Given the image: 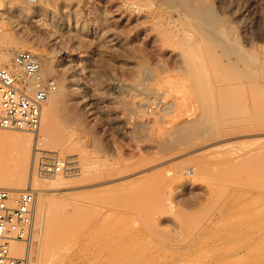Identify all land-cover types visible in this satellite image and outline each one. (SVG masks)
I'll return each instance as SVG.
<instances>
[{"label": "rangeland", "instance_id": "1", "mask_svg": "<svg viewBox=\"0 0 264 264\" xmlns=\"http://www.w3.org/2000/svg\"><path fill=\"white\" fill-rule=\"evenodd\" d=\"M201 1L211 10V18L214 16L212 18L214 24L211 23L209 29L208 25L202 26L194 22L191 13L187 10L191 0H48L37 6L21 5L15 2H8L9 6L5 5L0 20V41L6 39L4 43H8V46L0 42V50L7 47L10 48L11 54L15 52L10 42V37H13L17 46L21 47L26 44L47 53L51 60L50 70L46 68L44 59L33 54L41 61L43 76L52 77L56 82V88H63L64 97L60 96L59 101L55 99V103L51 102L54 101L52 99L54 97L49 96L48 100H52L49 103L45 102L43 108L46 109L50 103H55L60 109L73 107V110H77L81 122L79 124L81 127L75 128L82 136V141L77 142V145L74 143L75 149L72 143L66 141L69 132H71L70 127L64 128L63 126L62 129L61 126L60 142L58 145L56 144L57 147L54 146L55 148H52L53 145L47 142V131L45 132L42 126L40 128V134L44 136L40 147L46 150L55 149L58 156L67 162L69 168L75 163L79 172L71 176H68L67 173L55 174L54 177L67 176L66 186L56 190L46 189L38 194L43 202L37 203L36 201L34 231L30 240L32 246L30 264H204L209 255L214 258H208L210 261H207L209 263L206 264H242L245 261L236 262L237 258L239 259L242 255H245L247 260H251V256L254 259L257 254L261 256L260 253L264 251L262 250L264 249L262 245L264 243V212L260 213L264 209L262 207L264 206V173L262 174L264 172V168H262L264 167L262 164L264 162V159L262 160L264 152V87H262V81L264 84V55L261 52L264 50V0ZM188 2L190 4H187ZM141 3H143L142 6ZM170 23H173V26ZM194 31L196 32L194 33ZM205 37L209 39H205ZM184 38H188L189 41L187 40V42ZM9 39L10 41H8ZM191 48L193 49L191 50ZM16 50L21 49L17 47ZM187 53H189L190 59L192 58V63H190L189 57L187 62ZM192 54L196 58L191 57ZM233 61L235 62L233 63ZM184 62L189 64L191 70L194 67L192 71H195L198 62V66L202 68L206 66L205 71H207L209 79L205 80V83L204 79L201 81L202 87L200 85H197V88L193 86L192 80L194 79L190 76L193 72L189 71L187 74L189 68L186 64L184 65ZM0 64L7 63L0 61ZM176 70L179 72L177 73ZM247 71H253L256 76L249 77L250 74H247ZM151 72L155 74L152 75L155 82L157 80L160 84H158V88L162 85L161 91L164 93L161 95L159 92L161 87L159 89L155 87L157 83L152 82L155 84L154 86H151V83L147 85L154 81L150 76ZM172 72L173 74H171ZM166 73L168 75H165ZM158 75L162 80H165L166 77L168 80L166 78L167 81H160ZM140 78L143 80L146 78L145 80H148L145 82L146 87L148 86L149 89H154L158 93L160 105L155 104L156 99L153 102L152 99L149 101L140 98H146V96L141 92L142 90L132 86L135 81L139 82ZM143 80L140 83L143 84ZM184 80L185 84L182 85ZM127 81L133 88L132 91L128 90L130 87L123 88L125 87L123 84H127ZM73 83H80L83 88L77 97L71 93L75 87ZM188 84L190 87L187 86ZM173 86H177V88H173ZM196 91L201 96L205 95V99L212 100L213 108L212 104L209 110L204 109L202 104L200 106L199 101L201 102L204 96L200 97V100ZM56 92L57 90L53 93L56 95ZM139 93L142 95H138ZM194 93L198 96H195ZM222 95L223 98H221ZM138 96L139 98H137ZM161 96L165 97L164 100ZM167 96L168 98H166ZM137 99L145 100L147 106H141L138 109L140 106L137 108L135 104ZM176 100L179 104L183 101L181 104L184 107L181 104V106L177 105ZM170 101H173L177 106L175 107ZM161 105L162 110L160 109ZM238 108L242 110L238 111ZM141 110L144 112L141 113ZM178 110L180 111L178 112ZM210 110L216 115V120ZM149 111L152 116L148 113ZM163 111L167 114L166 118H164L166 114ZM208 111L212 113V116ZM44 113L45 111H43V117ZM144 113L146 114L143 115ZM147 115L149 116L147 117ZM201 115L203 118L208 116L207 121H214V127H208L210 122L202 120ZM171 117L177 120H172L170 123ZM194 118L195 120H193ZM152 120L154 122L151 124ZM174 121L179 123H174ZM204 122L206 125L203 124ZM184 123L185 125L182 127L181 125ZM195 123L201 124L195 125ZM156 124L157 126H155ZM179 130L180 133L184 132L179 135L177 134ZM162 131H169L172 134ZM9 132L10 130L0 128V134ZM19 132L25 133L23 130H19ZM164 133L169 142L165 141L167 137ZM188 133L189 136H187ZM177 137L181 138V141ZM162 138H164L163 143ZM202 139L210 141L211 147L193 151L196 149V142L202 141ZM259 148L263 151L258 150ZM255 152L256 155H250ZM5 153V148H1L0 158ZM248 153L249 156H247ZM257 153L261 156L259 157ZM250 156L253 160L249 158ZM69 157L74 158L75 162H71V164ZM244 157L249 158L248 162L252 163L251 165L249 163L250 166L245 167V163L242 166L241 163L244 160L247 162ZM231 159L234 162L237 161L235 165ZM260 160L263 162L261 163ZM258 162L263 165H259L262 170H257ZM200 163L207 165L203 167L210 172L206 171V175L199 173L201 171L196 168ZM237 163H240L241 166L239 167ZM35 164L33 167L35 173L31 171L34 175L36 174L35 177L41 178L37 175ZM229 164H231V168ZM29 166L28 161V168ZM222 166L223 168H220ZM234 167H239L236 168L238 171ZM225 168L229 170L225 171ZM241 168L242 171L239 170ZM230 169L234 170L232 177L229 173ZM243 169L246 170V173ZM256 171H260L257 176L260 181L257 179L255 180L257 182L254 181ZM95 172H101L100 176L98 173L94 174ZM243 172L248 176L245 177ZM239 174L244 177L242 178ZM237 177L239 182L237 181L236 185L234 181ZM24 182L26 183L23 184L26 185L27 180ZM258 182L260 183L258 184ZM225 187L227 189H224ZM0 188L5 189L6 187ZM10 190L13 189L10 188ZM219 192L222 193V196L219 195ZM246 192L247 195L243 197ZM255 192L256 194H254ZM236 195L238 196L235 197ZM252 195L258 199L249 198ZM248 200L253 202L252 205L250 203L243 207V204H247ZM167 203L169 204L167 205ZM241 203L243 204L241 205ZM260 208H262L261 211ZM255 210H259V212ZM247 213L248 215H246ZM62 215L63 217H61ZM244 215L245 218H243ZM227 220H230L229 223ZM214 222H217L219 228ZM47 224L50 226L48 229ZM241 224L243 225L240 226ZM244 224L246 228L243 227ZM246 225L249 227L255 225V228L248 229ZM221 230L222 232H220ZM254 230L260 231L255 232ZM254 238L255 240H253ZM260 239L263 242H261L263 248L256 246L257 248L254 250L259 248V251L255 252L252 249L251 252H253L249 253L253 242L260 243ZM15 244L16 247L19 245ZM226 248H228V252ZM232 250L233 252H231ZM180 253L181 255H179ZM248 257L250 258L248 259Z\"/></svg>", "mask_w": 264, "mask_h": 264}, {"label": "bare ground", "instance_id": "2", "mask_svg": "<svg viewBox=\"0 0 264 264\" xmlns=\"http://www.w3.org/2000/svg\"><path fill=\"white\" fill-rule=\"evenodd\" d=\"M189 1V0H188ZM8 2H12V1H8ZM7 2V3H8ZM6 3V4H7ZM134 3V2H133ZM139 3V2H138ZM191 3V4H190ZM188 2L187 4H190V5H188L187 6V10H189V12L191 13V16H192V18L194 19V22L196 23V24H200V25H208V29H209V26L211 25V23H212V18L214 17L213 15V17L211 18V10L208 8V7H206L203 3H202V1L201 0H191V2ZM186 4V3H185ZM186 4V5H187ZM38 5V4H37ZM37 5H31V6H37ZM143 5V3H141V6ZM7 6H9L8 4H7ZM136 6V5H135ZM140 6V7H141ZM146 6V5H145ZM148 6V5H147ZM148 7H150V5L148 6ZM8 8V7H7ZM143 9V8H142ZM11 10V9H10ZM149 10V9H148ZM13 11H14V9H13ZM213 14H215V13H213ZM190 16V15H189ZM189 18V17H188ZM1 20V19H0ZM167 22V21H166ZM174 22V21H173ZM176 22V21H175ZM214 22V21H213ZM180 23V22H179ZM171 24V23H170ZM212 24H214V23H212ZM167 25H169L168 23H167ZM189 25H190V23H189ZM166 26V25H165ZM170 26V25H169ZM168 26V27H169ZM171 26H173V23L171 24ZM175 26H177V25H175ZM167 27V28H168ZM191 27V26H190ZM193 27V26H192ZM191 27V28H192ZM198 27V26H197ZM221 27V26H220ZM219 27V28H220ZM227 27V26H226ZM172 28V27H171ZM175 28V27H174ZM173 28V29H174ZM169 29V28H168ZM172 29V30H173ZM195 29V28H194ZM197 29V28H196ZM211 29V28H210ZM176 30V29H175ZM220 30V29H219ZM170 31V30H169ZM177 31H178V29H177ZM185 31V30H184ZM193 31V30H192ZM221 31V30H220ZM224 31V30H223ZM182 32V31H181ZM185 32H187V31H185ZM196 31H194V33H195ZM177 33V32H176ZM205 33V32H204ZM225 33V32H224ZM187 34H189V33H187ZM193 34V33H192ZM191 34V35H192ZM199 34V33H198ZM167 35L169 36V34L167 33ZM185 35V34H184ZM190 35V34H189ZM207 35H208V33H207ZM7 36V35H6ZM205 36H206V33H205ZM2 37H3V35H2ZM10 37V36H9ZM186 37H187V35H186ZM204 37V36H203ZM211 37V36H210ZM190 38V40H192L191 39V37H189ZM208 38V37H207ZM206 37H205V39H207ZM10 39H11V41H10ZM10 39L8 40V41H10L11 43V45H12V48L13 49H15V51H17L16 49H17V47H19L20 49H27V50H29V51H31L32 53H35V54H37L38 55V57H40L41 59H44V63H45V66H46V68L48 69V70H50L51 69V60H50V58H49V55L47 54H45L43 51H40V50H38V49H36V48H34V47H32V46H30V45H23V46H17V42H16V40L15 39H13V37L11 38L10 37ZM184 39H186V41L188 40L189 41V39L188 38H184ZM209 39V38H208ZM212 39H214V38H212ZM234 39V38H233ZM6 40V39H5ZM4 39H2L0 42H1V44H2V42H3V44L4 45H6V46H8L7 44H5L4 43V41H5ZM200 40V39H199ZM185 41V42H186ZM187 41V42H188ZM193 41V40H192ZM192 41H191V43H192ZM231 41V40H230ZM6 42V41H5ZM186 42V43H187ZM195 42V41H194ZM193 42V43H194ZM185 43V44H186ZM253 43V42H252ZM210 44V43H209ZM3 45V46H4ZM19 45H20V43H19ZM213 45V44H212ZM2 46V45H1ZM219 46V45H218ZM9 47H11L10 45H9ZM181 47H182V44H181ZM191 47H193L192 45H191ZM1 48V47H0ZM183 48V47H182ZM198 48H199V46H198ZM224 48V47H223ZM10 49V48H9ZM9 49L7 48V47H3L1 50H0V61H3V62H6L7 64H9L10 63V59L12 58V56H13V53L11 54L10 53V51H9ZM193 48H191V50H192ZM195 49V48H194ZM190 50V51H191ZM237 50H239V49H237ZM254 50V49H253ZM252 51V50H251ZM187 52V51H186ZM186 52H185V54H186ZM192 52V51H191ZM194 52V51H193ZM262 53H263V55H264V50L263 51H261ZM261 53V54H262ZM184 54V53H183ZM188 55H187V62H188V57L190 56L189 55V53H187ZM191 54V53H190ZM198 54V53H197ZM235 54V53H234ZM240 54V53H239ZM232 56V55H231ZM255 56V55H254ZM253 56V57H254ZM191 57H195L193 54L191 55ZM261 57V56H260ZM196 58V57H195ZM231 58V57H230ZM39 59V58H38ZM192 59V58H191ZM190 59V57H189V61H191L190 63H192V60ZM252 59V58H251ZM261 59V58H260ZM235 60V59H234ZM8 61V62H7ZM39 61H40V59H39ZM226 61H227V59H226ZM236 61V60H235ZM235 61H233V63L235 62ZM200 62H201V60H200ZM40 63H41V61H40ZM140 63V62H139ZM183 63V62H182ZM197 63V62H196ZM199 63V62H198ZM198 63H197V66H196V68H195V71H192L193 69H194V67L192 68V70H191V67L189 68V64H187V63H185L184 62V65L186 64V66H188L187 68H189L188 69V71H187V74H188V72L190 71V72H193V74L191 73V75L190 76H192V79H194V80H192L193 82H194V84H193V86L195 87V88H197L196 86L198 85H200V83H201V81L204 79V83H205V80H208L209 79V76H207V71H205L207 68H202V67H200V66H198ZM239 63V62H238ZM247 63V62H246ZM249 63V62H248ZM137 64V63H136ZM202 64V63H201ZM264 64V63H263ZM0 65H6V64H0ZM196 65V64H195ZM249 65V64H248ZM235 66V65H234ZM200 67V68H199ZM180 68V67H179ZM182 68H184V67H182ZM145 69H146V67H145ZM165 69V68H164ZM201 69H203V70H201ZM211 69V68H210ZM232 69V68H231ZM235 69V68H234ZM238 69V68H237ZM156 70V69H155ZM175 70V69H174ZM183 70V69H182ZM249 70V69H248ZM253 70V69H252ZM138 71V70H137ZM165 71V70H164ZM168 71V70H167ZM219 71V70H218ZM255 71V70H254ZM154 72H156V71H154ZM158 72V71H157ZM176 72L178 73L179 72V70H176ZM175 72V73H176ZM213 72V71H212ZM211 72V73H212ZM234 72V71H233ZM242 72V71H241ZM140 73V72H139ZM143 73V72H142ZM150 73V71L148 72V74ZM159 73V72H158ZM161 73H163V72H161ZM160 73V74H161ZM165 73V72H164ZM170 73V72H169ZM214 73V72H213ZM212 73V74H213ZM243 73V72H242ZM241 73V74H242ZM41 74L43 75V70H42V68H41ZM138 74V73H137ZM159 74V75H160ZM171 74H173V72L171 73ZM246 74V73H245ZM247 74H250L249 75V77H255L256 75H255V73L253 72V71H247ZM264 74V73H263ZM139 75V74H138ZM154 76L155 74H152V72H151V75L150 76ZM159 75H158V78H160L159 77ZM165 75H168L167 73L165 74ZM182 75H183V73H182ZM184 75H185V73H184ZM216 75V74H215ZM219 75V74H218ZM143 76H145V75H143ZM148 76V75H147ZM151 77V78H153V80L154 81H151V79H150V81L151 82H149L147 85H149L150 83V85L152 86H154L156 83V85L157 86H155L156 88H158V82H157V80H156V82H155V79H154V77ZM161 76V75H160ZM181 76V75H180ZM212 76V75H211ZM134 77H136V76H134ZM182 77H184V76H182ZM136 78H138V77H136ZM135 78V79H136ZM148 78V80H149V77H147ZM157 78V77H156ZM167 78V77H166ZM166 78H165V80L164 81H167L168 80V78H167V80H166ZM176 78V77H175ZM191 78V77H190ZM218 78V77H217ZM216 78V79H217ZM220 78V77H219ZM224 78V77H223ZM133 79V78H132ZM141 80H143V78H140ZM146 79V78H145ZM143 80L144 81V83L142 84V83H140L141 82V80H139V82H136L135 81V83H133L132 82V80L130 79V81L133 83L132 84V86L133 87H135V88H137L138 90H142L141 92H143V94L146 96V98L145 97H140V98H144V99H152L153 100V102H154V99H156L157 100V102H156V100H155V104H159L160 105V103H159V101L160 100H158V98L159 97H157V92H155L154 91V89H149V87L147 86L146 87V81H148V80ZM188 80H189V78H187ZM137 80V81H138ZM162 80V78H160V81H163ZM174 80V79H173ZM181 80V79H180ZM142 81V82H143ZM158 81H159V79H158ZM128 82V81H127ZM131 82H130V84H131ZM152 82H155V84H153ZM169 82H171L170 80H169ZM175 82H176V80H175ZM174 82V83H175ZM179 82V81H178ZM165 83V82H164ZM163 83V84H164ZM177 83V82H176ZM180 83H182V82H180ZM203 83V84H204ZM206 83H208V81H206ZM230 83V82H229ZM73 84H75V83H73ZM166 84V83H165ZM165 84H164V86H165ZM170 84V83H169ZM169 84H168V86H169ZM172 84H173V82H172ZM183 84H185V80L183 81V83H182V85ZM187 84V83H186ZM233 84V83H232ZM231 84V85H232ZM118 85V84H117ZM125 87H123V86H120V87H123V88H128V87H130V85H129V82L127 83V84H123ZM145 85V86H144ZM160 85V84H159ZM167 85V84H166ZM174 85V84H173ZM177 85V84H176ZM206 85V84H205ZM225 85V84H224ZM235 85V84H234ZM260 85H261V83H260ZM150 86V87H151ZM172 86V85H171ZM186 86V85H185ZM187 86H189V84L187 85ZM201 86V85H200ZM206 86H209V85H206ZM236 86V85H235ZM161 87V88H160ZM159 88H160V95H161V93H164V92H162L161 90H162V85L160 86ZM175 86H173V88H174ZM180 87H183V86H180ZM190 87V86H189ZM192 87V86H191ZM202 87V86H201ZM217 87V86H216ZM221 87V86H220ZM258 87V86H257ZM262 87H264V84H263V81H262ZM73 88V87H72ZM158 88V89H159ZM167 88V87H166ZM175 88H177V86L175 87ZM187 88V87H186ZM193 88V87H192ZM212 88V87H211ZM81 89H83L82 87H81V85H80V83L79 84H75V87L72 89V95H75L76 97L80 94L79 92H80V90ZM121 89V88H120ZM125 89H123L124 91H126ZM133 90V88L132 87H130V88H128V90ZM136 89V90H137ZM158 89H156V91H158ZM181 89H185V88H181ZM201 89V88H200ZM200 89H198V90H200ZM208 89V88H207ZM222 89H223V87H222ZM57 90V92H56V95L52 92L51 93V95L49 94V96L50 97H54V98H52V99H54V101L52 100V99H49L48 100V98H49V96L47 97V99H46V103L48 102H50V100H52L51 102H55V99H57V101H59L61 98H60V96H63L64 97V90H63V88L62 87H60L59 89H55V91ZM137 90V91H138ZM170 90V89H169ZM188 90V89H187ZM217 90V89H216ZM263 90V89H262ZM54 91V92H55ZM136 91V92H137ZM178 91V89L176 90V92ZM186 91V90H185ZM192 91H194V89H192ZM191 91V92H192ZM204 90L202 89V92H203ZM225 91V90H224ZM229 91V90H228ZM233 91V90H232ZM174 92V91H173ZM190 92V93H191ZM121 93V92H120ZM179 93V92H178ZM186 93V92H185ZM195 93H198V95H199V92H195ZM194 93V95L196 96L197 94H195ZM208 93V92H207ZM212 93V92H211ZM210 93V95H212L213 96V94H211ZM220 93V92H219ZM223 93V92H222ZM141 93H139L138 95H140ZM180 94V93H179ZM181 94H183V93H181ZM209 94V93H208ZM53 95H55V96H53ZM127 95H128V93H127ZM130 95V94H129ZM142 95V94H141ZM163 95H165V94H163ZM168 95V94H167ZM176 95V94H175ZM191 95V94H190ZM197 95V96H198ZM209 95V96H210ZM137 96V95H136ZM159 96V95H158ZM182 96V95H181ZM185 96V95H184ZM183 96V97H184ZM192 96V95H191ZM202 96H204V98H202V100H201V98L200 97H202ZM201 96V94L198 96L199 98H200V100H201V102L199 101V103H200V106H201V104H202V106L204 107V109H207V110H209V107H210V105L212 104V108H213V106H214V103L212 102V100H210V99H205V95H202ZM219 96V95H218ZM262 96V95H261ZM56 97V98H55ZM129 97V96H128ZM131 97H135V96H131ZM182 97V98H183ZM217 97V96H216ZM137 98H139V96L137 97ZM161 98H163L162 96H161ZM165 98V97H164ZM164 98H163V100H164ZM166 98H168V96L166 97ZM198 98V99H199ZM206 98H209V97H207L206 96ZM213 98V97H212ZM211 98V99H212ZM221 98H223V95H222V97ZM227 98V97H226ZM59 99V100H58ZM133 99V98H132ZM142 99H140V100H138L137 99V101H135V104L137 105V108L138 109H140L141 108V106L143 107V106H147V102L145 101V100H142ZM172 99V98H171ZM195 99V98H194ZM110 100V99H109ZM130 100V99H129ZM134 100H136V99H134ZM133 100V101H134ZM147 100V101H148ZM149 100V101H150ZM151 100V101H152ZM180 100H181V97H180ZM179 100V101H180ZM191 100V99H190ZM214 100V99H213ZM143 101H145V102H143ZM162 101V100H161ZM177 101V100H176ZM176 101H174V102H176ZM260 101V100H259ZM45 102L43 103V105H42V109H41V119H40V126H39V129H38V131H37V133H35V134H33V133H31V132H29V131H26V130H23V131H25V133L23 132H19V130H11V129H6V130H10V132L9 133H5V134H0V149L1 148H5V151H6V153L0 158V187H6L8 190H10V188L11 189H13V190H10L12 193H17L18 191H20V190H24V189H31V190H33L34 192H35V212H36V201H37V203H42L43 202V199L38 195V194H40L41 192H43V191H46V189H48V190H56V189H59V188H62L64 185H65V181H67L66 180V178H67V176H65V177H54V174H52V175H47V176H44V177H42V176H40L41 178H37V177H35L36 176V174L34 175L33 174V167H34V164L36 163L35 161H36V151H35V145H38V143L40 144L41 143V145H42V140H43V138H44V136L42 135V134H40V128H41V126H42V129H44L45 130V132L47 131V135H48V141L47 142H49V144H52L53 145V147L52 148H55L54 146H56L57 147V145H58V142H60L59 140V131L61 130V126H62V129H63V126H64V128H67L66 126H68V127H70L71 129V132H69V134H68V136H67V140L66 141H69L70 143H72L73 144V146H74V149H75V146L80 142V140L82 139V136L76 131V128H77V126L79 127V124H81V122H80V120H79V117H78V114H77V110L75 111V109L73 110L71 107L70 108H66V109H64V107H63V109L61 108H58V106H56V102L55 103H50V104H48V106H46V109L45 108H43L44 107V104H45ZM127 102V101H126ZM152 102V103H153ZM168 102V101H167ZM170 102H172V104H174L173 103V101H170ZM183 102V101H182ZM182 102H180V104L182 103ZM59 103V102H58ZM133 103V102H132ZM121 104H123V103H121ZM129 105H130V103H128ZM163 104H164V101H163ZM167 104V103H166ZM165 104V105H166ZM172 104H170V105H172ZM179 104V102L177 101V105ZM179 104V105H180ZM221 104V103H220ZM58 105V104H57ZM60 105V104H59ZM176 105V106H177ZM182 106H183V104H181ZM180 105V106H181ZM185 105V104H184ZM194 105V104H193ZM61 106V105H60ZM150 107H151V105H149ZM156 106H158V105H156ZM168 106V105H167ZM173 106V105H172ZM171 106V107H172ZM174 106H175V104H174ZM173 106V107H174ZM175 106V107H176ZM224 106V105H223ZM161 107H162V105L160 106V109H161ZM172 107V108H173ZM174 107V108H175ZM184 107V106H183ZM218 107V106H217ZM230 107V106H229ZM240 107V106H239ZM243 107V106H242ZM241 107V108H242ZM133 108H134V105H133ZM157 108H159V107H157ZM157 108H156V110H157ZM192 108V107H191ZM212 108H210L211 110H212ZM223 108V107H222ZM240 108V109H241ZM146 109V108H145ZM147 109H148V107H147ZM152 109H153V106H152ZM166 109V108H165ZM177 109V108H176ZM175 109V110H176ZM185 109V108H184ZM183 109V110H184ZM201 109V108H200ZM219 109V108H218ZM239 108H238V111L240 110ZM244 109V108H243ZM129 110V109H128ZM151 110V109H150ZM162 110V109H161ZM160 110V111H161ZM164 110V109H163ZM203 110V109H202ZM206 110V111H207ZM210 110V111H211ZM220 110H222L221 108H220ZM231 110H233V109H231ZM242 110V109H241ZM43 111H45V115H44V117H43ZM137 112H138V110H136ZM165 111V110H164ZM163 111V113H165V112H167V111H165L164 112ZM177 111V110H176ZM180 110H178V112H179ZM193 111V110H192ZM205 111V110H204ZM210 111H208V112H210ZM140 112V111H139ZM142 112H144V111H142L141 110V113ZM175 112V111H174ZM186 112V111H185ZM212 113H213V111H211ZM210 112V114L209 115H211L212 113ZM214 112H215V110H214ZM226 112H227V110H226ZM237 112V110L235 111V113ZM247 112V111H246ZM149 114L151 113L150 111L148 112ZM153 113V112H152ZM156 113V112H155ZM176 113V112H175ZM174 113V114H175ZM216 113V112H215ZM138 114V113H137ZM146 113H144L143 115H145ZM158 114V113H157ZM156 114V116L158 117V115ZM161 115H162V113H160ZM166 114V113H165ZM164 114V115H165ZM169 114H170V111H169ZM179 114V113H178ZM187 114V113H186ZM151 115V114H150ZM199 115H200V113H199ZM198 115V116H199ZM203 115V114H202ZM202 115H201V117H202ZM215 114L213 113V116H214ZM138 116V115H137ZM136 116V117H137ZM149 115H147V117H148ZM152 116V115H151ZM174 116V115H173ZM187 116V115H186ZM212 116V115H211ZM220 116V115H219ZM223 116V115H222ZM227 116V115H226ZM225 116V117H226ZM132 117V116H131ZM164 117V116H163ZM167 117V114H166V116L164 117V118H166ZM169 117V116H168ZM176 117V116H175ZM188 117V116H187ZM205 118H203L202 120H208V116H204ZM242 117V116H241ZM141 118V117H140ZM160 118L162 119V117L160 116ZM159 118V119H160ZM193 118V117H192ZM196 118H197V116H196ZM135 119V118H134ZM138 119H139V117H138ZM176 119V118H175ZM174 118H172L171 117V121H170V123H172V120H175ZM198 119V118H197ZM196 119V120H197ZM201 119V118H200ZM214 119V118H213ZM217 118H216V115H215V120H216ZM221 119V118H220ZM228 119V118H227ZM230 119V118H229ZM142 120V119H141ZM151 120V119H150ZM155 120V119H154ZM177 120V119H176ZM178 120H180V119H178ZM193 120H195V118L193 119ZM193 120H192V122H193ZM201 120V121H202ZM205 121V122H210V123H208V127H212L214 124H213V122L212 121ZM233 120V119H232ZM133 121V120H132ZM200 121V120H199ZM220 121V120H219ZM223 121V120H222ZM235 121V120H234ZM248 121V120H247ZM152 122H154L153 120L151 121V124H152ZM157 122V120L155 121V123ZM162 122V121H161ZM175 122H177V121H174V123ZM187 122V121H186ZM185 122V123H186ZM189 123L191 122V121H188ZM198 122V121H197ZM205 122L203 123L204 125H206L205 124ZM212 122V123H211ZM226 122V121H225ZM228 122V121H227ZM159 123V122H158ZM177 123H179V122H177ZM181 123V122H180ZM183 123V122H182ZM185 123L184 124H179V125H181L182 127H183V125H185ZM139 124H140V122H139ZM141 124H142V122H141ZM144 124V123H143ZM166 124H167V121H166ZM197 124H199V123H197ZM196 123H195V125H197ZM201 124V123H200ZM199 124V125H200ZM202 124V125H203ZM211 124V125H210ZM249 124V123H248ZM161 125V124H160ZM159 125V126H160ZM171 125V124H170ZM176 125V124H175ZM201 125V126H202ZM254 125V124H253ZM155 126H157V124L155 125ZM159 126H158V128H159ZM163 126V125H162ZM165 126V125H164ZM163 126V127H164ZM188 126V125H187ZM193 126V125H192ZM76 127V128H75ZM80 127H81V125H80ZM79 127V128H80ZM145 127V126H144ZM149 127V126H148ZM173 127V126H172ZM175 127H177V126H175ZM178 127H180V126H178ZM200 127V126H199ZM203 127V126H202ZM214 127V126H213ZM1 128V127H0ZM151 128H153V127H151ZM157 128V130H159ZM185 128V127H184ZM246 128V127H245ZM5 129V128H4ZM146 129V128H145ZM163 129V128H162ZM161 129V130H162ZM169 130H170V128H168ZM172 129V128H171ZM173 129H175L174 127H173ZM180 130H184L183 128H179ZM69 130V129H68ZM81 130V129H80ZM131 130V129H130ZM140 130V129H139ZM150 130V129H149ZM177 131H178V128L176 129ZM175 130V131H176ZM180 130H179V132L177 133V134H179L180 133ZM188 130V129H187ZM141 131V130H140ZM143 131V130H142ZM156 131V130H155ZM172 131V130H171ZM210 131V130H209ZM224 131V130H223ZM2 132V131H1ZM68 132V131H67ZM77 132V133H76ZM136 132V131H135ZM162 132H165V131H162ZM169 131H167V132H165V133H168ZM184 131H182L180 134H182ZM185 132H187V131H185ZM191 132V131H190ZM197 132V131H196ZM202 132V131H201ZM222 132V131H221ZM81 133V132H80ZM164 133V134H165ZM170 133V132H169ZM208 133V132H207ZM248 133H250V132H248ZM160 134V133H159ZM158 134V135H159ZM162 134V133H161ZM170 134H172V133H170ZM169 134V135H170ZM176 134V135H177ZM179 134V135H180ZM197 134H198V132H197ZM202 134V133H201ZM206 134V133H205ZM32 135H33V138H32ZM141 135V134H140ZM168 135V136H169ZM184 135V134H183ZM186 135V134H185ZM208 135V134H207ZM257 135V134H256ZM147 136V135H146ZM165 136L167 137V135L165 134ZM187 136H189V133H188V135ZM156 137H157V135H156ZM165 137V138H166ZM173 137H174V134H173ZM172 137V138H173ZM182 137V136H181ZM201 137V136H200ZM262 137V136H261ZM171 138V137H170ZM169 138V139H170ZM183 138V137H182ZM218 138H221V137H218ZM34 139V140H33ZM163 140H162V143L164 142V138H162ZM177 139L179 140L180 139V141H181V138H178L177 137ZM176 139V140H177ZM247 139V138H246ZM47 140V139H46ZM150 140V139H149ZM157 140H158V138H157ZM172 140H174V139H172ZM176 140H174V141H176ZM214 140V139H213ZM230 140V139H229ZM235 140V139H234ZM238 140V139H237ZM82 141V140H81ZM165 141H168V137L166 138V140ZM200 141V140H199ZM196 142L197 144H195V147H196V149L195 150H193V151H198V150H202V149H208L209 147H211V144H210V141H208L207 139L205 140V139H202V141H200V142ZM212 141V140H211ZM250 141H252V140H250ZM46 142V143H47ZM78 142V143H77ZM169 142V141H168ZM167 142V143H168ZM219 142V141H218ZM68 143V142H67ZM74 143H76V145L74 144ZM160 143H161V141H160ZM161 143V144H162ZM166 143V142H165ZM166 143V144H167ZM171 143V142H170ZM183 143V142H182ZM195 143V142H194ZM222 143V142H221ZM230 143V142H229ZM57 144V145H56ZM72 144H69V145H72ZM159 144V143H158ZM160 144V145H161ZM213 144H214V142H213ZM217 144V143H216ZM215 144V145H216ZM159 145V146H160ZM171 145V144H170ZM192 145V144H191ZM190 145V146H191ZM260 145H262V144H260ZM152 146V145H151ZM163 146V145H162ZM257 146H259V145H257ZM164 147H165V145H164ZM186 147V146H185ZM212 147H213V145H212ZM261 147V146H260ZM52 148H50V149H48L49 151H52V152H55V149L53 150ZM71 148H73V147H71ZM80 148V147H79ZM156 148V147H155ZM162 148V147H161ZM44 149V148H43ZM168 149V148H167ZM166 149V150H167ZM189 149H191V148H189ZM264 149V148H263ZM263 149H258V150H262L263 151ZM76 150H78V149H76ZM181 150V149H180ZM258 150L256 149V152H258ZM71 151V150H70ZM73 151V150H72ZM71 151V152H72ZM80 151V150H79ZM189 151V150H188ZM245 152V151H244ZM256 152H255V154L254 153H251L250 155H256ZM181 153V152H180ZM187 153V152H186ZM79 154V153H78ZM82 154V153H81ZM258 155H259V157L261 156L259 153H257ZM202 155V154H201ZM218 155V154H217ZM72 156V155H71ZM78 156H80V155H78ZM82 156V155H81ZM207 156V155H206ZM225 156V155H224ZM233 156H235V155H233ZM245 156H246V154H245ZM247 156H249V153H248V155ZM262 156L264 157V152L262 153ZM83 157V156H82ZM96 157V156H95ZM212 157V156H211ZM214 157V156H213ZM223 157V156H222ZM240 157V156H239ZM252 156H250L249 158H251ZM258 157V158H259ZM262 157V160L264 159ZM70 158V157H69ZM225 158H226V156H225ZM245 159H246V157H244ZM243 158V159H244ZM249 158H247L246 159V161L248 162L249 160ZM255 158V157H254ZM257 158V159H258ZM71 160L69 161L70 163L72 162H75V160H74V158H70ZM76 159V158H75ZM233 159H236V158H233ZM242 159V160H243ZM252 159V158H251ZM250 159V160H251ZM232 160V159H231ZM237 160V159H236ZM253 160V159H252ZM259 160V159H258ZM28 161H29V163H30V166H29V168H28ZM227 161V160H226ZM226 161H225V163H226ZM238 161V160H237ZM236 161V162H237ZM81 162V161H80ZM164 162V161H163ZM230 162V161H229ZM232 162H234L233 160H232ZM236 162H234V165H235V163ZM242 162V161H241ZM240 162V163H241ZM247 162H245V160L243 161V163H241L242 164V166H243V164L245 163H247ZM251 162V161H250ZM250 162H248V164H244V166L245 167H247L248 165H249V163ZM254 162V161H253ZM260 162L262 163L263 161H261L260 160ZM260 162H258L259 164H256V166H258L257 167V170H262V169H260V166H263L262 164H264V162L261 164ZM71 163V164H72ZM240 163L238 164L239 165V167L241 166L240 165ZM200 164H202V163H200ZM200 164H198L199 166L196 168V169H198L199 168V171H201V172H199V173H205L204 175H206V171H207V169H204V167L203 166H207V165H200ZM224 164V163H223ZM231 164H233V163H231ZM231 164H229V166L231 165ZM252 163H250V165H251ZM36 165V164H35ZM85 165V164H84ZM217 165V164H216ZM233 165V166H234ZM238 165H236V166H238ZM249 165V166H250ZM260 165V166H259ZM79 166V165H78ZM92 167H94L95 168V166H93V165H91ZM96 166H98V165H96ZM221 166V165H220ZM229 166H227V167H229ZM68 167V166H67ZM90 167V166H89ZM238 167V168H239ZM245 167H243V168H245ZM255 167V166H254ZM206 168V167H205ZM220 168H223V166L222 167H220ZM230 168H231V166H230ZM237 167H234V169H236ZM237 168V169H238ZM250 168V167H249ZM262 168H264V167H262ZM28 169H29V171H28ZM68 173L67 174H69L68 176H71V175H74V174H76L77 172H79L78 171V169H77V165L75 164V163H73L71 166H70V168L68 167ZM80 169V168H79ZM82 169V168H81ZM93 169V168H92ZM98 169V168H97ZM208 169H210V168H208ZM226 169L227 168H225V171H226ZM232 169H233V167H232ZM232 169H230L231 171L229 172L231 175V177H232V175H233V172H234V170H232ZM236 169V170H237ZM33 172H32V171ZM94 170V169H93ZM227 170H229V169H227ZM239 170H241L242 171V168L241 169H239ZM248 170V169H247ZM252 170V169H251ZM255 170V169H254ZM30 171H31V173H30ZM104 171V170H103ZM198 171V170H197ZM209 171V170H208ZM207 171V172H208ZM220 170L218 169V172H219ZM223 171V170H222ZM238 171V170H237ZM243 171L245 172L246 170L245 169H243ZM102 172V171H101ZM100 172V173H101ZM187 172V171H186ZM210 172V171H209ZM244 172H243V174H244ZM257 173H256V177H254V181L255 180H257L258 178H257V176H258V174H260L258 171H256ZM35 173V172H34ZM97 173H98V175L100 176V173L99 172H95L94 174H96L97 175ZM106 173V172H105ZM215 174H216V172H214ZM223 173V172H222ZM242 173V172H241ZM246 173V172H245ZM264 172H262V174H263ZM65 174V173H64ZM212 174V173H211ZM221 174V173H220ZM249 174H250V171H249ZM252 174V173H251ZM255 174V173H254ZM254 174H252V175H254ZM261 174V175H262ZM38 175V174H37ZM89 175V174H88ZM229 175V174H228ZM235 175H237L236 173H235ZM239 175H241V177L243 178L244 176H242V174H239ZM245 175V174H244ZM261 175H259V176H261ZM39 176V175H38ZM209 176H211V175H209ZM218 176H220V175H218ZM223 176V175H222ZM238 176V175H237ZM246 176H248V174L247 175H245V177ZM263 176H264V174H263ZM87 177V176H86ZM96 177V176H95ZM105 177V176H104ZM118 177V176H117ZM227 177V176H226ZM230 177V178H231ZM71 178V177H70ZM229 178V177H228ZM241 178V179H242ZM256 178V179H255ZM69 179V178H68ZM214 179V178H213ZM248 179V178H247ZM252 179V178H251ZM264 179V178H263ZM25 180H27V184L26 185H24L26 182H24ZM87 180V179H86ZM220 180V179H219ZM243 180V179H242ZM248 180H250V179H248ZM247 180V181H248ZM85 181V180H84ZM88 181V180H87ZM124 181V180H123ZM214 181V180H213ZM218 181V180H217ZM238 181V177L236 178V180L234 181V182H236V185H237V183L239 182H237ZM258 181H260V178L258 179ZM261 181H262V179H261ZM69 182V181H68ZM73 182V181H72ZM219 182V181H218ZM233 182V181H232ZM233 182V183H234ZM255 182H257V181H255ZM264 182V181H263ZM24 183V184H23ZM67 183V182H66ZM214 183V182H213ZM215 183H216V181H215ZM226 183V182H225ZM232 183V184H233ZM244 183V182H243ZM248 183V182H247ZM246 183V184H247ZM253 183V182H252ZM260 182H258V184H259ZM70 184V183H69ZM249 184V183H248ZM235 185V186H236ZM239 185V184H238ZM243 185V184H242ZM250 185V184H249ZM66 186V185H65ZM87 186V185H86ZM231 186V185H230ZM235 186H234V188H235ZM240 186V185H239ZM252 186H254V185H252ZM257 186V185H256ZM264 186V185H263ZM182 187V186H181ZM232 187V186H231ZM262 187V186H261ZM5 188V189H6ZM211 188V187H210ZM239 188V187H238ZM250 188V187H249ZM248 188V189H249ZM256 188V187H255ZM259 189H260V187H258ZM264 188V187H263ZM2 189H4V188H2ZM219 189V188H218ZM224 189H227V187H225ZM244 189H245V187H244ZM212 190V189H211ZM237 190V189H236ZM217 191V190H216ZM219 191V190H218ZM225 191V190H224ZM224 191H222V192H224ZM235 191V190H234ZM253 191V190H252ZM226 192H228V191H226ZM239 193V192H238ZM240 193H241V191H240ZM244 193H245V191H244ZM252 193V192H251ZM221 194V196H222V193H220L219 192V195ZM249 194V193H248ZM254 194H256V192L254 193ZM253 194V195H254ZM259 194V193H258ZM239 195V194H238ZM238 195H236L235 197H237ZM245 195H247V192H246V194H244V196L243 197H245ZM252 195V196H253ZM260 195V194H259ZM258 195V196H259ZM262 195V194H261ZM221 196H220V199H221ZM225 196V195H224ZM250 196L249 198H253V199H255V197L253 196ZM217 198H218V196H216ZM215 197V198H216ZM242 197V196H241ZM263 197V196H262ZM239 198H240V196H239ZM238 198V199H239ZM248 198V199H249ZM226 199V198H225ZM237 199V200H238ZM243 199V198H242ZM252 199V200H253ZM258 198H256L255 200H257ZM144 200H146V199H144ZM169 200V199H168ZM222 200V199H221ZM241 200V199H240ZM259 201V200H258ZM257 201V202H258ZM146 202V201H145ZM218 202V201H217ZM232 202V201H231ZM216 203V202H215ZM250 203H251V205H252V201L250 200H248L247 201V204H243V203H241V205L243 204V207H245V206H247L248 204L250 205ZM56 204V203H55ZM59 204V203H58ZM169 203H167V205H168ZM42 205V204H41ZM54 205V204H53ZM165 205V204H164ZM217 205V204H216ZM240 205V204H239ZM56 206V205H55ZM212 206V205H211ZM222 206H223V203H222ZM221 207V206H220ZM263 208H264V206H262ZM52 208V207H51ZM237 208V207H236ZM57 209V208H56ZM62 209V208H61ZM211 209V208H210ZM261 209L262 208H260L259 210L261 211ZM58 210V209H57ZM209 210V209H208ZM207 210V211H208ZM218 210H219V208H218ZM224 210H225V208H224ZM259 210L258 211H256V212H259ZM263 211H261L260 213H263L264 212V209H262ZM235 211V210H234ZM233 211V212H234ZM220 212V211H219ZM231 212V211H230ZM55 213H56V211H55ZM202 213V212H201ZM204 213V212H203ZM206 213V212H205ZM251 213V212H250ZM206 214H208V213H206ZM230 214V213H229ZM252 214V213H251ZM255 214V213H254ZM56 215H58V213H56ZM219 215V214H218ZM227 215V214H226ZM246 215H248V213L246 214ZM60 216V215H59ZM204 216V215H203ZM206 216V215H205ZM223 216H225V215H223ZM241 216V215H240ZM253 216V215H252ZM53 217V216H52ZM61 217H63V215L61 216ZM65 217V216H64ZM67 217V216H66ZM236 217V216H235ZM247 217V216H246ZM58 218V217H57ZM231 218H233V216H231ZM243 218H245V215L243 216ZM260 219V218H259ZM69 220V219H68ZM203 220V219H202ZM205 220V219H204ZM230 220H232V219H230ZM230 220H227V222L228 221H230ZM234 220V219H233ZM241 220V219H240ZM253 220V219H252ZM50 221V220H49ZM56 221H59V220H56ZM56 221H54V222H56ZM206 221V220H205ZM208 221V220H207ZM217 221V220H216ZM219 221V220H218ZM217 221V222H218ZM34 222H35V213H34ZM217 222L215 223L216 225H217ZM220 223L222 222V221H219ZM233 222V221H232ZM246 222V221H245ZM264 222V221H263ZM56 223H58V222H56ZM65 223H66V221H65ZM68 223H69V221H68ZM196 223V222H195ZM199 223V222H198ZM219 223V224H220ZM223 223V222H222ZM226 223V222H225ZM229 223V222H228ZM250 223V222H249ZM202 224V223H201ZM204 224V223H203ZM210 224V223H209ZM215 224H213L214 226H215ZM227 224V223H226ZM261 224V223H260ZM197 225H199V224H197ZM197 225H196V227H197ZM224 225V224H223ZM243 224H241L240 226H242ZM249 225V224H248ZM253 225V224H252ZM47 226V229H48V227H50V226H48V224L46 225ZM53 226V225H52ZM208 226V225H207ZM212 226V225H211ZM214 226H213V228H214ZM219 225H217V227H218ZM247 226V225H246ZM238 227V226H237ZM236 227V228H237ZM243 227H245V224H244V226ZM243 227H242V230H244L243 229ZM248 227V229L250 228V229H252V228H255V225H254V227H249V226H247ZM216 228V227H215ZM219 228V227H218ZM235 228V227H234ZM246 228V227H245ZM50 229V228H49ZM197 229V228H196ZM231 229V228H230ZM247 229V230H248ZM51 230V229H50ZM202 230V229H201ZM241 230V231H242ZM246 230V229H245ZM33 231H34V229H33ZM52 231V230H51ZM199 231V230H198ZM204 231V230H203ZM226 231H227V229H226ZM255 231V230H254ZM258 231H260V230H258ZM258 231H255V232H258ZM218 232V231H217ZM220 232H222V230L220 231ZM247 232V231H246ZM253 232V231H252ZM254 232V233H255ZM75 233V232H74ZM226 233V232H225ZM227 233H228V231H227ZM231 233V232H230ZM238 233V232H237ZM251 233V232H250ZM249 233V234H250ZM253 233V234H254ZM261 233V232H260ZM32 234H33V232H32ZM222 234V233H221ZM244 234H248V233H244ZM199 235V234H198ZM236 235V234H235ZM237 235H239V233L237 234ZM251 235V234H250ZM256 235V234H255ZM66 236V235H65ZM71 236V235H70ZM223 236V235H222ZM225 236V235H224ZM227 236V235H226ZM236 237V236H235ZM226 238V237H225ZM233 238H234V236H233ZM245 238V237H244ZM252 238V237H251ZM262 238V237H261ZM198 239V238H197ZM216 239V238H215ZM31 240V239H30ZM209 240V239H208ZM245 240V239H244ZM250 240V239H249ZM248 240V241H249ZM253 240H255V238L253 239ZM261 240V239H260ZM228 241V240H227ZM46 242V241H45ZM44 242V243H45ZM57 242V241H56ZM178 242V241H177ZM226 242V241H225ZM257 243V245H256V243ZM255 242H253L254 244L250 247V250L249 249H246V250H249L250 252L249 253H252L251 252V250L253 249H256L257 247H259V248H263L262 247V245L264 246V243L262 242V240L260 241V243L259 242H257V241H255ZM261 242L263 243L262 245H261ZM30 243L31 242H29V244H28V255H29V259L31 258L30 256H31V249H32V246L30 245ZM55 243V242H54ZM186 243V242H185ZM248 243V242H247ZM249 243H251V242H249ZM260 244V246H258L259 244ZM17 244H19V243H17ZM16 245V244H15ZM21 244H19L17 247L19 248V249H22V246H20ZM188 245V244H187ZM208 245V244H207ZM245 245V244H244ZM248 245V244H247ZM246 245V246H247ZM46 246V245H45ZM63 246V245H62ZM238 246V245H237ZM245 246V247H246ZM255 246V247H254ZM257 246V247H256ZM51 247V246H50ZM235 247V246H234ZM244 247V246H243ZM16 248V247H15ZM231 248V247H230ZM242 248V247H241ZM240 248V249H241ZM249 248V247H248ZM258 248V249H259ZM50 249H52V248H50ZM221 249V248H220ZM220 249H218V250H220ZM222 249H224V248H222ZM228 248H226V250H227ZM238 249H239V247H238ZM245 249V248H244ZM257 249V250H258ZM55 250V249H54ZM170 250V249H169ZM257 250H254L255 252L257 251ZM262 250H264V249H262ZM212 251V250H211ZM216 251V250H215ZM214 251V252H215ZM242 251V250H241ZM259 251V250H258ZM225 252V251H224ZM223 252V253H224ZM227 252H228V250H227ZM231 252H233V250L231 251ZM231 252H230V254H231ZM245 252V251H244ZM254 252V253H255ZM50 253V252H49ZM205 253V252H204ZM207 253V252H206ZM223 253H221V254H223ZM237 253H239V252H237ZM236 253V254H237ZM259 253V252H258ZM216 254V253H215ZM225 254V253H224ZM261 254V256H258L259 254H257V256H255L256 255V253L254 254V259H253V256H251L252 258H251V260H247V259H245L246 258V256L245 255H242V256H240L239 257V259L237 258V260L238 261H236V262H239V263H241V261L243 260V261H245V262H243V263H246V264H264V251L262 252V253H260ZM179 255H181V253L179 254ZM203 255H205V254H203ZM219 255V254H218ZM217 255V256H218ZM232 255V254H231ZM183 256V255H182ZM206 256V255H205ZM213 256H215V255H213ZM220 256V255H219ZM234 256V255H233ZM238 256V255H237ZM178 257V256H177ZM207 257V256H206ZM206 257H203V258H205L206 259ZM214 258V257H212V255H209L208 257H207V261H210V260H208V258L209 259H211V258ZM236 257V256H235ZM250 257H248V259H249ZM255 258H256V260H255ZM223 259V258H222ZM215 260V259H214ZM217 260V259H216ZM239 260H241V261H239ZM30 261H31V259L29 260V264H30ZM201 261V260H200ZM206 261V260H205ZM206 261V263H209V262H207ZM197 262V261H196ZM202 262V261H201ZM213 262V261H212ZM206 263H204V264H206ZM242 263V264H243ZM194 264V263H193ZM213 264V263H212Z\"/></svg>", "mask_w": 264, "mask_h": 264}, {"label": "built area", "instance_id": "3", "mask_svg": "<svg viewBox=\"0 0 264 264\" xmlns=\"http://www.w3.org/2000/svg\"><path fill=\"white\" fill-rule=\"evenodd\" d=\"M8 1L31 6L48 0H0V19ZM56 87L52 77L41 74L35 54L26 49L15 51L9 64L0 65V127L37 133L42 105ZM40 145H35L37 174L44 177L68 173L67 162ZM34 213L33 190L12 193L0 188V264H29L28 244L34 229ZM15 243L21 244L22 249L14 246Z\"/></svg>", "mask_w": 264, "mask_h": 264}]
</instances>
